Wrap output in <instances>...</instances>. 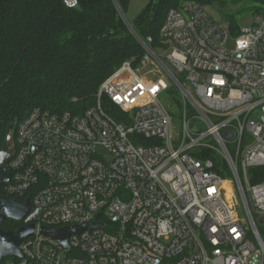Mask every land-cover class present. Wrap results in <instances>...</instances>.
<instances>
[{"label":"built area","instance_id":"obj_1","mask_svg":"<svg viewBox=\"0 0 264 264\" xmlns=\"http://www.w3.org/2000/svg\"><path fill=\"white\" fill-rule=\"evenodd\" d=\"M208 9L168 11L155 48L129 26L139 63L82 114L15 123L1 190L35 232L0 264H264V12L239 28ZM89 224L68 248L41 233Z\"/></svg>","mask_w":264,"mask_h":264},{"label":"trees","instance_id":"obj_2","mask_svg":"<svg viewBox=\"0 0 264 264\" xmlns=\"http://www.w3.org/2000/svg\"><path fill=\"white\" fill-rule=\"evenodd\" d=\"M225 1L150 0L131 28L155 48L168 11L184 2L209 7ZM254 1L261 6L248 12H264V0ZM63 2L0 0V150L7 128L32 110L80 115L94 105L110 74L143 55L123 19L129 0H77L74 9ZM237 18L225 20L236 26ZM0 196L5 197L1 189ZM20 226L7 221L2 229L15 232Z\"/></svg>","mask_w":264,"mask_h":264},{"label":"water","instance_id":"obj_3","mask_svg":"<svg viewBox=\"0 0 264 264\" xmlns=\"http://www.w3.org/2000/svg\"><path fill=\"white\" fill-rule=\"evenodd\" d=\"M13 126L6 131L5 140L0 150V189L10 180V174L6 165L14 156ZM30 209L29 200L20 203L16 200L0 196V263L7 258H22L19 251L20 244L31 237L35 232L34 226L21 227L15 232H6L2 224L7 221L21 222ZM101 224H89L83 227H70L60 230L42 229L41 233L58 241L64 248H68V238L73 234H79L84 230L100 229Z\"/></svg>","mask_w":264,"mask_h":264},{"label":"rangeland","instance_id":"obj_4","mask_svg":"<svg viewBox=\"0 0 264 264\" xmlns=\"http://www.w3.org/2000/svg\"><path fill=\"white\" fill-rule=\"evenodd\" d=\"M149 2L150 0H129V5L123 16L125 23L131 27L135 19L147 7ZM259 6L261 5L255 2L254 0H227L224 2V4H213L209 6L208 11L219 20L238 17L236 20V26L239 28H244L249 27L252 24V17L254 14L248 11L252 8H257ZM240 12L245 14L241 15ZM232 47L233 44L231 43H229L227 46L229 50H231ZM137 63H139V61ZM137 63H135L136 66ZM164 104L165 106L168 105L167 102H164ZM174 124L177 127L179 125V122L175 120Z\"/></svg>","mask_w":264,"mask_h":264}]
</instances>
